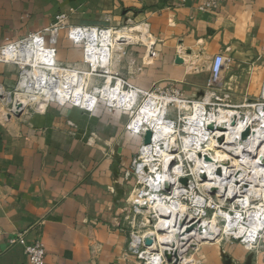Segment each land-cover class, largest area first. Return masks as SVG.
Wrapping results in <instances>:
<instances>
[{
	"label": "rangeland",
	"instance_id": "1",
	"mask_svg": "<svg viewBox=\"0 0 264 264\" xmlns=\"http://www.w3.org/2000/svg\"><path fill=\"white\" fill-rule=\"evenodd\" d=\"M102 24L75 25L64 15H58L49 28L40 31L49 41L50 50L55 51V57L50 61L52 66L47 69L39 63L40 59L35 57L32 44L25 50L18 48L15 53L18 59H8L4 53L6 50L1 51L0 56L5 60L0 62V67H10L14 71L12 86L7 87L0 83L4 93L8 94L5 96L8 104L0 103L1 115H8V120H26L35 114L48 113L57 119L55 128H69L70 132L80 139L93 145L98 144L107 157H115L117 151L120 152V173L116 179L123 186L119 209L120 225L125 227L128 234L133 232L141 239V252H154L150 251L146 244L148 239H169L162 218H156L159 209L154 197L158 194L165 197L164 205H172L171 201L177 198L180 209H184V216L181 214L183 212L180 213L184 219L183 223L187 222L189 226L188 238H181L178 264H264V224L256 233L248 218L245 222L240 221L242 216L249 215L247 217L251 219L259 215L264 216V207L261 208L264 198L257 192L259 188L264 189V143L257 135H252L254 140L251 141L250 134L247 139L240 137V133L229 132L227 123L219 124L220 122L213 121L207 128L212 115L219 116L224 112L250 113L254 118L257 116L258 111L250 107L258 108L259 104L263 103L264 76L256 82L260 61H250L246 65V68L251 70L248 77L249 91L248 96L240 95V99L241 93L231 88L233 82L229 83L225 74L233 66V61L218 81L212 79L213 61H206L195 68L191 66L190 72L180 79H175L173 75L156 79L152 75L144 74L152 67L149 52L154 41L148 29L129 26L128 20L119 26H114L110 19H105ZM78 28H93L95 32L88 33L95 36L91 40L80 41L79 35L74 33ZM107 32H110V35L106 40L102 37ZM29 36L17 42L24 41ZM25 45L21 44L20 47ZM90 47L99 53L97 60L88 56L91 55ZM86 55L93 62L86 60ZM10 56L12 57V54ZM177 61L178 58L175 63ZM29 66H32L33 70ZM23 69L32 72H29L26 86H19L17 90ZM139 77L150 81L149 87L142 88L143 91L168 101L172 100L167 102L164 108L166 119L170 126H174L171 132L175 138L171 136L169 142L161 133L163 128L160 125L161 119L158 118L161 110L160 113H153V116L143 111L146 118L141 116L140 112L145 104L144 109L154 104L153 98L147 100L143 96L139 98V95L130 96L126 101L129 112L125 108L115 109L114 101L109 99L119 83H122L123 93L130 92L133 87L137 88L134 82ZM119 101L121 104V100ZM173 101L179 102L180 105L186 103L190 109L181 111ZM196 105L202 108L203 116L199 120L195 118ZM42 106L45 107L40 109ZM117 111L126 115V122L118 139L102 140L93 127L92 119H97L99 123L104 122L105 119L112 118ZM137 115L138 129L143 130L142 133L146 130L154 133L150 146L143 145L144 139L136 134V129L132 126ZM241 116L234 117V125L242 124L244 119ZM203 123L206 133L197 134L194 128H203ZM233 128L232 126L231 130ZM194 136L196 139H192ZM246 140L250 144L246 145ZM161 143L165 145L161 146ZM156 147H159L157 152ZM166 149L169 152L163 153ZM206 158L210 160L207 161ZM237 175L245 177L243 181L249 183V186L244 188L245 191L238 194L237 187L228 185V191L226 185L222 186L221 183L232 181L233 184ZM176 182L181 184H178L181 191L177 192V195L174 189ZM156 183L163 185L162 188L158 186V189H155ZM246 196L249 205H243L242 209L238 205L241 198ZM259 198L261 202H258ZM136 204L142 205L143 208H138ZM238 212H243L242 216H236L240 214ZM232 217L233 224L240 223V226L247 228V234L239 236L237 227H229ZM204 226L216 229L212 234V238H217L215 241L209 242L205 232H199ZM159 253L157 249L151 256Z\"/></svg>",
	"mask_w": 264,
	"mask_h": 264
},
{
	"label": "crops",
	"instance_id": "2",
	"mask_svg": "<svg viewBox=\"0 0 264 264\" xmlns=\"http://www.w3.org/2000/svg\"><path fill=\"white\" fill-rule=\"evenodd\" d=\"M204 1L0 0V47L46 30L61 14L75 25L128 20L154 41L144 74L180 79L191 66L224 54L233 61L225 73L231 88L248 96V62L260 61L256 82L264 76V0H225L213 12L200 10ZM13 72L1 66L0 83L12 86ZM134 83L146 89L150 81ZM1 112L0 264H28L24 247L13 243L18 235L28 245L44 244L45 264H134L126 261L128 231L119 218L121 153L107 157L98 144L55 128L48 113L8 120ZM125 119L117 111L104 122L92 120L98 136L110 140L118 139Z\"/></svg>",
	"mask_w": 264,
	"mask_h": 264
},
{
	"label": "bare ground",
	"instance_id": "3",
	"mask_svg": "<svg viewBox=\"0 0 264 264\" xmlns=\"http://www.w3.org/2000/svg\"><path fill=\"white\" fill-rule=\"evenodd\" d=\"M77 34L79 35V40L81 41L82 39H89V40H91V39H93V37L95 36V34H89V33H87V32H85L84 30H82V31H78L77 32ZM81 35V36H80ZM109 35H110V32H107V33H105V35L102 37V38H106V40L108 39V37H109ZM98 36L100 37V35L98 34ZM54 43V42H53ZM29 45H31V44H27V45H25L24 47H19V48H22L23 50H25V49H27L28 47H29ZM33 45V44H32ZM34 46V45H33ZM89 51H91V55H88V56H93L94 57V59L95 60H97V56H98V52L94 49H92L91 47H90V50ZM55 51H52V50H49L48 51V54L47 55H44V51L42 50V47H40L39 46V48H38V46H34V54H35V57L36 58H39L40 59V62L39 63H41L44 67H45V69H47L48 67H51L52 66V64H50L51 62L50 61H52V59L55 57L54 55H53V53H54ZM87 55H86V60H88V61H90V62H93V60H90V59H88L89 57H88ZM16 58H18V57H16ZM27 67V66H26ZM30 68H32V70H33V67L32 66H29ZM24 68V67H23ZM32 70L31 71H28V70H26V69H23V73H22V75H21V79H20V81H19V83H18V85H17V90H19V86H26V83H28V76H29V72H32ZM21 83H23V85L21 84ZM136 90H134L133 92H128V93H123V90H122V83L120 84L119 83V85H118V87L116 88V90L115 91H113L114 93L112 94V95H110V97H109V99H110V101H114L113 102V105H115V109H120V108H122V109H124L125 108V110L126 111H128L129 112V105L126 103V101H127V99H129L130 98V96H132V95H139V98H141V96H143V97H146L147 98V100L148 99H151V98H153V100H155L154 101V104H150V105H152V106H150V105H148V108H145L144 109V106H146V104L143 106V108L141 109V116L142 117H145L146 118V116H145V114H143L142 112L144 111V112H146V114L147 115H152L153 116V113H158L159 112V110H161V114L159 115L158 114V118L159 119H161V121H160V125L162 126V128L163 129H161V133L163 134V138L165 139V140H167V142H169L168 140L170 139V137L173 135L172 134V132H171V128H170V123H169V121L166 119V117H165V110H164V108L166 107L165 106V104L167 103V102H171L172 100H170V101H168V99H163V98H160L159 96H157V95H155V94H151V93H149V92H145V91H143L142 89H140V88H135ZM142 95H141V94ZM6 95H8V94H5L4 92H2V91H0V99H3V98H1V97H4V99L3 100H5L6 98H5V96ZM124 96H125V98H124ZM85 98H86V96H85ZM85 98H84V100H83V102H85ZM119 100H121V104H120V101ZM119 101V102H118ZM83 102H82V105H83ZM173 102H175V101H173ZM146 103H148V101L146 102ZM176 103V105L178 106V108L179 109H181V111L182 110H186L187 108L188 109H190V107L186 104V103H184V104H181L180 105V103L179 102H175ZM124 105H125V107H124ZM167 105V104H166ZM187 107H186V106ZM200 105H196L195 106V110H196V112H197V115H196V119L197 120H199V118L200 117H202L203 115H202V108L201 107H199ZM202 107H203V105H201ZM198 108H200V110L198 109ZM155 109H156V111H155ZM160 113V112H159ZM139 115V114H138ZM138 115H137V117L135 118V119H133V122H132V126H134V129H136V134L138 135V136H140L142 139H144V137H145V135H146V133L147 132H151V131H144L143 133H142V131L143 130H139L138 129V126H137V124H136V120L138 119ZM238 115H242L241 116V118H243L244 120H243V122H242V124H240V126H238V125H234V122H233V120L235 119L234 117L235 116H238ZM195 118H193V120H196ZM232 121H231V120ZM246 119V114H243L242 112H233V111H231V112H224V113H222L221 115H219V116H216V115H212L211 117H210V121H208V126H207V128L209 127V126H211V124L213 123V121H216V122H220L219 124H225V123H229L228 121L230 120V124H232L233 125V130H231V129H229L230 131L229 132H232V131H236V133L237 134H239L240 133V137L241 136H243L244 138H247L248 139V137L247 136H249V134L251 135V139L249 138V140H251V141H253L254 140V136H253V138H252V135H257V137H258V139H260V141L261 142H263L264 143V123L263 124H261V125H263V127L259 130V131H252V132H250L249 131V129L247 128V126H249V124H250V121L249 120H245ZM242 120V119H241ZM239 124V123H238ZM200 126V125H199ZM198 127V126H197ZM225 127V126H224ZM228 127V126H227ZM240 128H246V131L244 132V130H242V129H240ZM156 130V129H155ZM194 130L195 131H197V134H201V133H203V134H205L206 133V127H204V123H203V128H201V126L196 130V127L194 128ZM158 132V131H157ZM169 133V134H168ZM235 133V134H236ZM151 134H152V140H151V143L153 142V139H154V133H152L151 132ZM157 134V133H156ZM155 134V135H156ZM168 134V136L165 138V136ZM173 138H175V136H172ZM171 137V138H172ZM250 137V136H249ZM192 139H196V137L194 136V137H192ZM244 141V140H243ZM245 142V141H244ZM246 142H247V144L246 145H248V140H246ZM150 143V144H151ZM150 144L149 145H145V144H143V145H145V146H150ZM164 143H161L160 145L162 146ZM244 144V143H243ZM250 144V143H249ZM143 145H142V149H141V152H142V150L144 149L143 148ZM165 145V144H164ZM161 146H159V147H161ZM245 146V145H244ZM159 147H156L155 148V152H157L158 150H159ZM147 149H148V147H147ZM146 149V150H147ZM150 149V148H149ZM165 151H168L167 149L166 150H164L163 151V153L165 152ZM169 152V151H168ZM143 153V152H142ZM264 156V153L262 154V157ZM206 160L207 161H209L210 159L209 158H206ZM263 163H264V158H263ZM144 172H145V167H144ZM241 178V179H240ZM221 179V178H220ZM223 180H226V178H222ZM245 179V177H243V176H239V175H237L236 177H235V179H234V181H233V184H232V181H226V182H221L222 183V186L223 185H226V187H227V190L229 191V189H230V187H228V185L229 186H235V187H237V192H236V194H238V193H243L245 190H244V188H246V186H249V183L248 182H245V181H243ZM181 183L183 184V181H182V177H181ZM178 183V182H177ZM178 184H180V183H178ZM252 184V183H251ZM181 185V184H180ZM198 185H201L200 183H198ZM183 187V186H182ZM212 188V187H211ZM179 188H177L176 189V193H177V191L179 192V190H178ZM215 190V189H214ZM181 191V190H180ZM227 191V192H228ZM258 193H261V197L262 198H264V189L262 190V189H260L259 188V190L257 191ZM250 194V193H249ZM227 199H228V196H227ZM248 198H247V196L245 197V198H241V203L238 205V206H240L242 209H244V206H243V204H244V202H246L248 205H249V203H248ZM228 200H226V202H227ZM136 206L138 207V208H143V206L142 205H140V204H136ZM236 206H237V204H236ZM166 207V209H162L161 210V212H168V211H170V213L169 214H167V213H162V215L161 216H159V218H162V220H163V224H164V226H166L167 228H165V230H167L168 231V233H166L167 235V237L169 238V239H167V240H165V241H160V240H157L156 238L155 239H148V241L146 242V244L148 245V247H149V249H150V251H154V252H156L157 251V249L160 251V256H163L164 258L163 259H165L166 261V263H168V264H170L171 263V260H175L177 263H178V259H179V257H180V245H181V242H182V240H183V238H185V236L187 237L188 235H189V226H188V224H187V222H184L183 223V221H184V219H183V216H184V209H180V210H178V211H176V208L174 209L172 206H170V205H167V206H165ZM156 211H158V210H156ZM181 212H183V213H181ZM143 213V212H142ZM183 215V216H181V214ZM238 213H240V212H238ZM242 213L243 212H241L240 214H237L236 216H242ZM176 216V217H175ZM235 216V217H236ZM247 216H249V215H247ZM244 217V216H242L241 217V219H240V221L242 220V222H245V221H247V218L249 219V222H250V225L251 226H253L254 228H255V232L257 233V231L258 230H260L261 229V227H262V225H263V220H262V217L264 218V216L262 215H259V216H257V217H253L252 219L251 218H249V217ZM234 217H232L231 219H230V224H229V227H231L232 229H234L235 227H237V231H240V233H239V236H241L242 234H247V233H245V232H248L247 231V228H245L244 227V225H242V226H240V223L238 224V225H235V224H233L234 222H233V219ZM159 221V220H158ZM187 221H189L188 219H187ZM258 222V223H257ZM182 223V224H181ZM189 223V222H188ZM242 229V230H241ZM216 229H213V227H210V226H204V227H201L200 229H199V232L200 233H203V232H205V235L206 236H208L209 237V242L210 241H215L217 238H212V234H213V232L215 231ZM237 231H235L236 233H237ZM160 232H162V231H160ZM163 234L165 233L164 231L162 232ZM208 233V234H207ZM204 234V233H203ZM202 234V235H203ZM204 235V237L203 238H205L206 236ZM236 235H238V234H236ZM183 237V238H182ZM207 237V238H208ZM181 238H182V240H181ZM188 238V237H187ZM202 238V237H201ZM186 239V238H185ZM206 240V239H205ZM186 241V240H185ZM187 242V241H186ZM187 244V243H186ZM192 246H194V245H192ZM196 246V245H195ZM168 257H170V261L168 260Z\"/></svg>",
	"mask_w": 264,
	"mask_h": 264
},
{
	"label": "built area",
	"instance_id": "4",
	"mask_svg": "<svg viewBox=\"0 0 264 264\" xmlns=\"http://www.w3.org/2000/svg\"><path fill=\"white\" fill-rule=\"evenodd\" d=\"M189 0H183V3H187ZM193 1V0H190ZM225 0H205L204 3L202 4V6L200 7V10L203 12H213L216 11L218 9L221 8V6L223 5ZM82 28H78L74 33H77L78 31H82ZM85 32H95V29L93 28H86L84 29ZM48 40L46 38L45 35L42 34V32H38L35 34H31L29 36L28 39L21 41V42H16V43H10V45H5L3 47H0V53L1 51L3 52V50L6 52L5 53V57L8 59H11L13 57H16V52L18 50V48L20 47L21 44H33L34 46H39L42 47V50L44 51V55L48 54V51L50 50L49 44H48ZM10 50V51H8ZM3 53V54H4ZM10 54H12V57L10 56ZM18 59V58H17ZM3 57L0 56V62H2ZM232 62L231 58L225 56L224 54H219L217 55L212 63V67H211V75H212V79H214V81H218L222 75L224 74L225 70L227 69V67H229L230 63ZM134 90H136L134 87L132 88V90L130 92H133ZM0 91L4 92L3 88L0 85ZM141 94V93H140ZM263 103L259 104V107H250L252 109H256V111H258L257 116H255V118L250 115V113H243L246 114V119L250 121L249 126H247V128L249 129L250 132L252 131H259L264 123V81H263ZM247 107V106H245ZM249 108V107H247ZM245 119V120H246ZM227 125L229 126V129H232V124L227 123ZM173 124L172 126H170V128H173ZM242 130H244V132L246 131V128H240ZM230 131V130H229ZM236 132V131H235ZM158 185L157 183L154 184L155 189H158ZM163 186V185H162ZM162 186L160 187V189L162 188ZM179 188L178 190L180 191V185H178V183H175L174 189H175V194L176 193V189ZM178 192V191H177ZM159 193V191L157 192ZM156 202H157V206L159 209V212L156 215V218L159 219V216L162 215V213H167L169 214L170 211L168 212H161L162 209H166L164 205V196L160 197L158 194L154 197ZM262 200L259 198L258 202H261ZM172 206L174 209L176 208V211H178V209H180V204L177 200V198L175 199V201H171ZM243 205H247L246 202H244ZM264 207V205H261V208ZM262 220L264 222V219L262 217ZM264 224V223H263ZM13 243L15 244H21L24 247V252H25V256L27 259V263L28 264H45V257H46V249L45 246L42 242L37 241L34 244H30L28 245L25 242V238L24 235H18L16 237V239L13 240ZM142 241L138 236H135L133 234V232H129L128 234V245H127V251H126V261L129 259L131 261H133L134 264H168L166 263L165 259H163V256L156 255L154 254L153 256H151L153 253H143L141 252V245H142ZM150 250V249H149ZM149 252V251H148ZM140 262H137V260ZM170 264H178L175 260H171Z\"/></svg>",
	"mask_w": 264,
	"mask_h": 264
},
{
	"label": "water",
	"instance_id": "5",
	"mask_svg": "<svg viewBox=\"0 0 264 264\" xmlns=\"http://www.w3.org/2000/svg\"><path fill=\"white\" fill-rule=\"evenodd\" d=\"M151 140H152V134L151 132H147L145 137H144V144L145 145H149L151 143ZM168 260L170 261V257H168Z\"/></svg>",
	"mask_w": 264,
	"mask_h": 264
}]
</instances>
